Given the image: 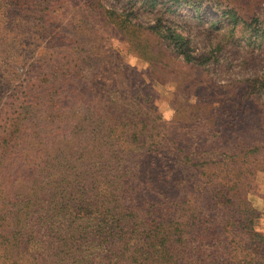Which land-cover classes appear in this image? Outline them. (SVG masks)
<instances>
[{
  "label": "rangeland",
  "instance_id": "rangeland-1",
  "mask_svg": "<svg viewBox=\"0 0 264 264\" xmlns=\"http://www.w3.org/2000/svg\"><path fill=\"white\" fill-rule=\"evenodd\" d=\"M141 1L0 0V141L9 133L23 146L18 152L25 153L35 137L44 154L72 140L70 124L106 122L112 115L127 126V136L137 133L142 145L147 141L139 151L191 159L184 166L185 182H179L183 191L177 181L169 186L159 181L152 169L150 199L143 196L150 191L147 183L138 184L136 198L125 187L119 193L123 207L137 210L142 203L163 201L169 213L166 230L187 233L193 250L200 245V223L207 228L209 221L221 223L217 234L204 236L203 256L191 252L185 264H264L255 237L234 222L241 215L238 202L217 203L207 191L223 181L225 167L252 168L246 199L257 217L252 229L264 236V0H158L155 11ZM229 10L237 16L236 25L226 16ZM119 17L131 25L122 29ZM159 18L165 31L189 41L199 64L184 62L162 39L138 28ZM233 117L234 125L228 126ZM122 127L110 132L119 142L107 135L96 141L98 154L134 151L120 139ZM224 150L240 156L234 165L231 160L214 165L221 158L213 154ZM246 151H251L247 163ZM200 158L209 162L204 170L195 166ZM148 159L139 161L143 172L150 171ZM1 169L4 175L16 170L10 163ZM99 186L104 191L105 183ZM0 209L5 216L10 212L1 204ZM33 235L31 254H37L43 241ZM4 255L0 249V264H29L25 256Z\"/></svg>",
  "mask_w": 264,
  "mask_h": 264
},
{
  "label": "trees",
  "instance_id": "trees-1",
  "mask_svg": "<svg viewBox=\"0 0 264 264\" xmlns=\"http://www.w3.org/2000/svg\"><path fill=\"white\" fill-rule=\"evenodd\" d=\"M157 1L142 0L141 3L155 11ZM170 1L179 4L181 0ZM105 14L109 18L115 16L109 11ZM226 16L236 25L238 19L233 11L226 12ZM118 20H122L121 17ZM122 21V29H127L126 24L131 25L128 21ZM255 22L257 21H251L249 26ZM161 23L159 18L152 26L138 28L162 39L168 50L184 62L199 64V59L192 55L189 41L181 33L165 31L160 26ZM108 118L106 122L98 120L87 125L70 124L68 129L71 130L72 140L55 147L56 151L44 154H41L42 145L37 143L35 137L28 152L19 153L18 149L23 146L14 137L10 138L9 133H5L7 137L0 141V204L1 208L10 209L7 216L0 209V249L5 257L11 251L17 256H25L29 264H36L40 257L45 264H52L50 262L57 258L58 264H185L183 261L191 252L203 256L201 243L204 242V236L208 231L215 234L214 231L221 223L209 221L211 228H207L198 219L200 224L196 239L200 245L193 250L189 246L190 237L187 233L171 235L166 230L170 226L165 225L163 220L167 219L169 213L164 212L161 205L163 201L160 206L155 203L148 205L146 202L142 203L141 209L130 210L122 206L124 199H120L119 194L126 187L128 193L136 198L139 185L147 183L150 191H145L143 196L149 200L153 193L152 169L157 172L159 181L168 186L178 184L179 189H182L183 184L179 185V182L186 180L188 170L184 166L190 164V157L187 155L180 159L178 155L172 153L167 156L159 150L151 155H148L149 152L139 151L147 141L142 145L137 133L127 136V126L118 123L119 120L113 121L112 115ZM230 121L228 126L234 125V117ZM120 126L124 130L121 131L123 137L120 139H123L126 147L136 152L131 150L121 154H107L102 150L98 154L93 146L96 141L107 135V139L119 142L112 138L110 132L120 129ZM17 133L18 131L14 134ZM246 152L248 153L242 155L245 163L251 151ZM169 156H172L171 159ZM213 156L221 158L219 162L213 161L216 166L223 165L225 160H231V165H234L235 159L240 157L230 155L225 150L221 154L214 153ZM148 158L151 160L146 167L150 171L143 172L141 170L144 166L139 161L149 160ZM200 160L202 161L195 166L204 170L209 162L204 158ZM167 161H172V165H168ZM4 163H10L16 170L7 174L8 176L4 175L1 169ZM240 163L244 165L243 161ZM178 168L180 171L176 173L177 179H174L173 172ZM225 171L223 181L215 182L207 189L208 196L220 204L232 206L233 200L238 202L239 213L248 219L243 220L240 215L234 222L255 237L254 246L258 250L263 249L264 259V236L252 229L257 217L246 199L249 193L246 177H252L254 170L246 166L242 169L225 167ZM99 183H105L104 191L100 189ZM184 186H188V183ZM183 190L184 188L181 191ZM155 195L161 199L165 197L160 190ZM33 234L43 241L44 247L37 254H31Z\"/></svg>",
  "mask_w": 264,
  "mask_h": 264
}]
</instances>
